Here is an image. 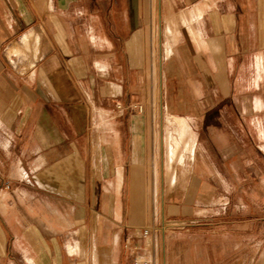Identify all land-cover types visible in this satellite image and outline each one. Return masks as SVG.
<instances>
[{
    "label": "crops",
    "instance_id": "obj_1",
    "mask_svg": "<svg viewBox=\"0 0 264 264\" xmlns=\"http://www.w3.org/2000/svg\"><path fill=\"white\" fill-rule=\"evenodd\" d=\"M148 33L180 186L164 154L151 160L143 106L115 114L145 100ZM259 204L264 0H0V264H131L143 229L165 219L187 226L151 237L157 264H181L200 215L218 216L203 231L219 237L202 264H240L245 238L264 246Z\"/></svg>",
    "mask_w": 264,
    "mask_h": 264
},
{
    "label": "rangeland",
    "instance_id": "obj_2",
    "mask_svg": "<svg viewBox=\"0 0 264 264\" xmlns=\"http://www.w3.org/2000/svg\"><path fill=\"white\" fill-rule=\"evenodd\" d=\"M158 44L159 41L157 39V37L154 34H147L146 37V45H145V59H146V63H147V68H148V90L147 93L145 95V100H143L141 103H139V105H133V104H129L127 106H117L116 107V116H118L119 114H121L122 112H124L126 109H133V110H138V108H141V110H145L146 112H148V119H147V124H148V128H149V134H150V139H149V144H150V154H151V160L153 162H155V159H157L158 155H163L164 156V172L167 174V178H170L171 175H173L174 173L177 172V177H178V184L179 186L184 183V182H180L181 180H185V176L187 175V167H184L181 163L177 162V159L180 157L175 158V162L174 160L171 162L175 163L174 165H167V156L165 155V148H166V143L168 144L170 140H168V137L165 141V139L162 140V149H161V131L162 133H165L166 131L170 132L169 130H171V127L174 128V130L176 131V119L173 118H165V107L162 109L163 113H162V118H160V113L159 111L160 106H164L165 103H161V98L162 100H164L162 94H161V90H160V82H159V60H158ZM156 61V63H155ZM84 108L87 111V115H88V120H87V133L88 136L90 137V133L94 130L95 128V120L93 118V115L95 114L96 111V106L93 104V102H91L89 99L84 98ZM159 114V116L157 117V115ZM179 118V117H177ZM185 120V119H184ZM186 121V120H185ZM187 122V121H186ZM190 127V126H189ZM191 129V128H190ZM177 132V131H176ZM169 136V134H168ZM172 137V136H171ZM180 137V136H179ZM173 138V142L176 144V152L179 153L180 152V145L178 144L179 140ZM181 138V137H180ZM195 140V137H194ZM171 142V141H170ZM172 142V143H173ZM161 149V150H160ZM187 160V159H186ZM186 162V161H185ZM169 163V162H168ZM178 164V165H177ZM160 171L161 168L159 167ZM168 187L171 188L170 184L168 183ZM182 194L181 190H180V195ZM171 200V199H170ZM168 200V201H170ZM160 201V200H159ZM197 202L201 203L202 200H198ZM148 204L150 206V208L153 205V199L149 198L148 199ZM202 206L199 205L197 206L196 210H202L201 209ZM261 208L264 209V204H259V215L262 216L264 215V210H261ZM244 218L248 217L246 215L243 216ZM214 219H206L203 220L202 216H198L196 217V223L195 226H191L196 227L195 230H190V231H186L185 233L189 234L188 235H183L180 239L182 240L181 243H179L180 245L185 244L187 247L186 248H182L181 247V251L182 254L186 257L185 262H182L181 264H193L192 262L194 261L195 264H202V262L200 261L203 257L202 251L204 250V252L206 253V250L208 249H216V251H218V242H219V237H218V232L217 231H203V227L204 226H211L209 225L214 224L218 222V216H214ZM166 222H168L169 224H171L170 226H167L164 230L170 228L173 226V228H183L185 226H187V224H184L182 222H173L170 221L169 219H165ZM163 223V222H162ZM157 225H160V223H158ZM198 227H200V229H198ZM172 230V229H171ZM167 232H169L170 230H166ZM173 231V230H172ZM259 239H262V231H259ZM195 237H197V239H199L198 241L200 242V246H195V251L193 248V240L191 241V249H190V238L194 239ZM147 239V238H146ZM189 239V240H188ZM202 240H203V246H202ZM205 240V241H204ZM214 243V247H212L211 245ZM147 246L146 249H144L142 252L140 253H147V254H151L152 249L154 250L155 248V252L157 253V243L155 241V246H153L152 244V239L148 238L147 239ZM205 244V246H204ZM206 245H209L211 247H208ZM255 245V242L251 243V240H248L247 238L244 239L243 241V246L240 250V254L242 256V262L240 264H264V246H259V248H257ZM153 246V248H152ZM258 249V251H257ZM204 253V255H205ZM237 257V256H236ZM234 256H228V262H226V264H238L236 262H234ZM238 258V257H237ZM198 260L200 262H198ZM219 261L217 262H213L212 264H218ZM7 264V263H4ZM19 264H23L22 262H20Z\"/></svg>",
    "mask_w": 264,
    "mask_h": 264
},
{
    "label": "built area",
    "instance_id": "obj_3",
    "mask_svg": "<svg viewBox=\"0 0 264 264\" xmlns=\"http://www.w3.org/2000/svg\"><path fill=\"white\" fill-rule=\"evenodd\" d=\"M168 222L163 220V223L160 225L157 224H151L147 227H145L142 231V237L144 238L143 242L141 244L137 243L131 253V264H157V253L152 249L151 254L147 253H140L144 249H146L147 239L152 236H154L158 231H163L167 226H170ZM147 238V239H146ZM152 244L155 246V240L152 238ZM152 246V248H153Z\"/></svg>",
    "mask_w": 264,
    "mask_h": 264
},
{
    "label": "bare ground",
    "instance_id": "obj_4",
    "mask_svg": "<svg viewBox=\"0 0 264 264\" xmlns=\"http://www.w3.org/2000/svg\"><path fill=\"white\" fill-rule=\"evenodd\" d=\"M168 138H170V137L168 136ZM184 144H185V143H184ZM173 146H174V145H173ZM186 146H187V148H188L189 151H192V149H193L192 143H186ZM168 148H170L169 143H168Z\"/></svg>",
    "mask_w": 264,
    "mask_h": 264
}]
</instances>
